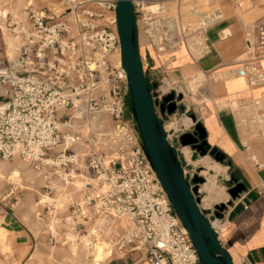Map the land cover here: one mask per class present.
<instances>
[{
	"label": "built area",
	"instance_id": "1",
	"mask_svg": "<svg viewBox=\"0 0 264 264\" xmlns=\"http://www.w3.org/2000/svg\"><path fill=\"white\" fill-rule=\"evenodd\" d=\"M163 1L131 0L133 24L149 45L158 53L182 43L198 46L193 41L197 35L201 52H209L207 23H198L195 30L176 27L161 16ZM64 3L59 15L45 17L28 2L26 26L15 21L9 29L17 46L10 60L0 58V160L17 158L27 164L39 175L44 196L53 189V177L68 183L72 167L89 174L90 183L81 187L87 192L71 201L65 214H56L48 202H36L47 216L49 245L64 244L70 252L81 246L89 254L105 244L108 256L133 253V264H197L189 237L142 153L134 124L124 116L128 91L119 59L116 0ZM151 3L156 10L145 12ZM255 29L257 44L248 51L252 58L235 76L260 90L252 108L264 136V69L259 66L264 16ZM167 63L162 65L167 68ZM165 93L158 87L155 103ZM162 127L172 147V133ZM78 145L85 151L71 150ZM254 157L248 154L249 161L264 166ZM12 194L10 188L5 197ZM35 216L41 217L39 212Z\"/></svg>",
	"mask_w": 264,
	"mask_h": 264
},
{
	"label": "crops",
	"instance_id": "2",
	"mask_svg": "<svg viewBox=\"0 0 264 264\" xmlns=\"http://www.w3.org/2000/svg\"><path fill=\"white\" fill-rule=\"evenodd\" d=\"M250 2L257 3V0H250ZM262 9L264 11V5ZM213 12L218 14V18L212 24H208L204 31L211 44L210 51L196 60L188 56H172L171 66L167 68L153 53L149 52L140 29L134 25L139 65L143 79L147 84L152 85V88L156 87V81L163 83V80H167L173 85L176 94L185 92L201 98L199 102L201 106L195 108L199 114L194 113V120L202 126L209 149L215 148L223 154L224 159L221 164H225L226 167L222 168L229 169L230 176L244 187V191L222 212L218 223L225 226V230L218 237V241L228 253L232 264H264V166L257 167L248 159V154H252L257 164L264 163V136L259 134L252 108L253 100L260 96V90L248 87L244 80L235 76L236 69L252 58L248 51L250 46L257 44L255 24L264 15L254 23H244L236 12V7L225 2L219 3ZM261 53L262 59L259 61V66L264 69V48ZM192 80H194L193 88L189 85V81ZM181 100L176 103H180ZM125 102L124 116L130 118L127 98ZM235 104V108L231 107ZM82 146V150L78 146L71 147V150L82 153L86 149L84 145ZM74 168L72 167L70 172ZM17 176L19 172L14 169L10 178ZM75 176L79 177V175ZM75 176L71 175V180L76 178ZM10 188L13 190L11 195L13 202L10 206L13 207L18 202L17 188L14 186ZM80 199L81 196L74 201ZM38 200L33 204L32 213L34 220L41 224L42 240L48 246L66 247L71 256L76 251L82 255L88 254L81 246L74 252H70V247L64 244L49 245L47 243L45 231L47 216L41 206L36 205ZM37 212L40 213V218L35 216ZM0 228L6 232V244L12 250V256L20 257L16 264H26L23 259L33 255V253L30 255L32 234L15 214L8 211L0 213ZM103 253L107 254L104 251ZM124 256L130 257L132 262L135 259L133 253ZM120 258L122 257L118 259ZM106 264L133 263L125 260L117 263L116 260H112Z\"/></svg>",
	"mask_w": 264,
	"mask_h": 264
},
{
	"label": "rangeland",
	"instance_id": "3",
	"mask_svg": "<svg viewBox=\"0 0 264 264\" xmlns=\"http://www.w3.org/2000/svg\"><path fill=\"white\" fill-rule=\"evenodd\" d=\"M30 1H32L33 4H30ZM28 2L30 5H32L31 8L40 12H44L45 17H50L51 15L57 16L63 11L65 7L64 0L0 1V11L2 12V15L0 14L1 59L10 60L15 55V48L17 44L13 39L9 29H11L13 22L15 21H21L24 26H26L28 19L27 11L24 8ZM221 2H225L226 4L229 3L230 5L232 4L235 6L236 12L241 16L240 18L244 23H254L264 15V11L262 9L264 0H257V3L250 2V0H164L162 5L163 13L161 16L170 18L176 27L181 26L195 30L198 27L197 24L200 22H204L205 24L207 23V26L208 24H212L216 21L218 14L214 13L213 11ZM93 8L95 9L94 6ZM141 35L144 38L145 44L149 48V52L153 53L161 64L163 61H167L169 64H171L172 56H188L193 60H196L204 55L201 52V36L198 39H196L197 35L193 38V41L195 40L196 44L199 43L198 46H196L195 43H190L191 49L195 52L194 56L190 51V56L188 54V47L183 43L178 44L175 50L168 49V52L166 51L164 53H158L149 45L148 39L142 33ZM187 41L189 42L190 39H187ZM9 43L10 46L7 45ZM172 51L173 53L170 54ZM163 66L165 67L164 64ZM155 83V88H152V85L147 84L150 89L151 98L154 95V90H157L158 87H160L162 92H166L164 95L169 93L176 94V91L173 89V85H171V83L167 80L166 82L163 80V83L157 81ZM193 84L194 80L189 81L191 88H193ZM178 95H180V100H182L180 103H176L177 100H175L176 107L171 115H159L158 106L156 104L153 105L154 111L157 113L158 119L164 128L168 130V133H172L169 143L176 151L177 159L179 161L184 178L188 180V182H190L193 177L202 179V182L197 184L196 197L198 199V206L203 210L208 211L207 217L211 222L215 219L212 215L213 206L219 203H225V197L229 199L226 191L232 184L227 182L230 178L231 171L227 168L223 169L222 167H226V165L215 162L213 158L208 155V153H205L204 156H199V154L191 149L190 146L182 147L179 145L178 136L182 133H191L193 131L192 124L188 125L187 127H183L181 120L184 117L188 118L189 115L193 116L194 113L199 114V111H195L197 110L195 108L201 106L199 104L201 98L198 97V95L191 96L185 92L182 94L178 93ZM151 101L154 104L156 98H152ZM178 106L182 109L180 110ZM231 107L235 108L236 104L235 106L231 105ZM78 148L82 150L83 146L78 145ZM202 161H205L206 165H203L204 163L202 164ZM14 169L18 170L19 176L10 178V175ZM71 175H79V177L75 176L76 178L73 180L69 179L68 183L66 184H63L58 178L52 180L53 189L50 190L48 195L44 196V192L41 187L42 182L39 175L33 172L27 164L17 158H12L5 161L0 160V213L1 211H8L15 214L16 217H18L22 222L23 226L27 228L30 234L33 236L30 251V255L32 253L33 255L26 256L23 261L26 262V264H106L107 262H112V260H116L117 263H119V261L121 262V260H125L126 262L130 261L133 263L130 257L126 258V256H120L119 254L114 253H111L109 256L107 254L103 255L104 253H102L101 256L100 254H97L98 256H94L92 255L93 253L82 255L78 253L79 251H76V253L71 256L66 247H61L58 245L48 246L42 240L40 235L41 224L40 222L35 221L33 218V204L37 199H39L41 202L50 203V205L53 206L54 212L59 216L64 214L71 201L80 198L81 194L87 192L81 188L85 184L84 182L89 180V175L85 172L84 168L81 166L75 167L74 170L70 172L69 176L71 177ZM11 186L17 188L16 196H18V202L13 207L10 206V204L13 202V199L11 198L12 196H8L5 198V200H3ZM206 186L213 187L220 193V196L222 197V200L215 198L210 203L208 208H205L204 204L202 203V199L207 197ZM119 257L122 258L118 259ZM103 258L104 260L102 262L97 261ZM19 259V256H12V250L6 244V232L0 228V264H16Z\"/></svg>",
	"mask_w": 264,
	"mask_h": 264
},
{
	"label": "water",
	"instance_id": "4",
	"mask_svg": "<svg viewBox=\"0 0 264 264\" xmlns=\"http://www.w3.org/2000/svg\"><path fill=\"white\" fill-rule=\"evenodd\" d=\"M114 20L119 44V59L125 76L128 91L130 116L142 153L153 172L161 190L165 194L174 215L186 232L197 257V264H232L228 253L221 247L216 232L206 217L207 210L198 208L196 197L197 184L202 179L193 177L190 182L183 176L177 154L166 141L162 123L154 111L158 106L159 115H171L175 110V100L180 95L169 93L162 96L159 103H152L150 92L144 82L134 38L131 0H116ZM193 126L191 133L178 136L180 146H190L199 156L208 153L217 163L224 156L215 148L209 149L205 141V132L200 123L189 115ZM232 183L226 193L225 203L213 206L212 215L220 219L222 212L244 191L242 184L230 176ZM191 183V185H190Z\"/></svg>",
	"mask_w": 264,
	"mask_h": 264
},
{
	"label": "bare ground",
	"instance_id": "5",
	"mask_svg": "<svg viewBox=\"0 0 264 264\" xmlns=\"http://www.w3.org/2000/svg\"><path fill=\"white\" fill-rule=\"evenodd\" d=\"M164 2V1H163ZM30 4H33L32 3V1H30ZM156 8H157V5L156 4H154V3H152L151 5H147L146 7H145V12H148V11H154V10H156ZM4 13V12H3ZM8 45V44H7ZM8 46H10V43H9V45ZM17 46V45H16ZM186 46L188 47V51L190 52L191 51V53L195 56V52H194V50H192L191 49V46H189V44H187L186 43ZM189 54V53H188ZM190 55V54H189ZM171 64H168V66H170ZM165 82H166V80H165ZM165 85H166V83H165ZM163 91H164V89H163ZM181 124H182V126L183 127H187L188 125H190L191 124V121L189 120V118H187V117H184L182 120H181ZM172 128V127H171ZM168 131V130H167ZM184 150H185V148H184ZM205 164V163H204ZM224 168V167H223ZM17 173V172H16ZM205 189V188H204ZM206 192H207V197H204L203 199H202V203L204 204V207L205 208H208L209 207V205H210V203L215 199V198H222L221 196H220V193L218 192V191H216L213 187H211V186H206ZM218 199V200H219ZM228 198L227 197H225V199H224V201H226ZM211 226L213 227V228H216L217 230H218V237L219 236H221V234H223L224 233V230H225V226H223V225H220V224H218V222L216 221V220H214L212 223H211ZM104 245H97L96 247H94L93 248V254L92 255H94V254H96V253H98V254H100V256L102 255V253H103V251L105 252V250H104ZM103 255H105V254H103ZM98 256V255H97ZM104 260V258L103 259H101V260H97L98 262H102Z\"/></svg>",
	"mask_w": 264,
	"mask_h": 264
},
{
	"label": "trees",
	"instance_id": "6",
	"mask_svg": "<svg viewBox=\"0 0 264 264\" xmlns=\"http://www.w3.org/2000/svg\"><path fill=\"white\" fill-rule=\"evenodd\" d=\"M133 28H134V24H133ZM134 38H135V35H134ZM135 44H136V43H135ZM144 82H145V80H144ZM145 84H146V86H147V88H148V90H149V92H150L149 86L147 85L146 82H145ZM127 100H128V98H127ZM128 107H129V103H128Z\"/></svg>",
	"mask_w": 264,
	"mask_h": 264
}]
</instances>
